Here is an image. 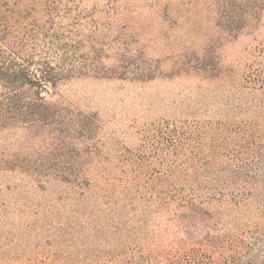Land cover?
<instances>
[{
    "label": "trees",
    "instance_id": "1",
    "mask_svg": "<svg viewBox=\"0 0 264 264\" xmlns=\"http://www.w3.org/2000/svg\"><path fill=\"white\" fill-rule=\"evenodd\" d=\"M197 4L215 13L213 43L257 30L264 12V0ZM96 16L82 0H0V142L17 137L0 146V174L13 177L0 264H264V81L244 77L118 138L44 95L87 77L160 78L131 62L136 50L95 62ZM205 61L177 77L206 89L222 69Z\"/></svg>",
    "mask_w": 264,
    "mask_h": 264
},
{
    "label": "rangeland",
    "instance_id": "2",
    "mask_svg": "<svg viewBox=\"0 0 264 264\" xmlns=\"http://www.w3.org/2000/svg\"><path fill=\"white\" fill-rule=\"evenodd\" d=\"M182 1L82 0L83 7L94 9L97 14L98 28L85 31L87 40L99 43L94 61L107 65L117 57L118 50H136L131 62L148 65L160 78L144 82L139 80L143 79L140 75L136 81L87 77L67 83L56 93L48 87L44 95L97 114L109 134L122 138V133L146 122L179 117L185 101L205 97L211 103L222 99L234 81L243 83L247 76L251 81H264V12L257 30L230 42L213 43L212 35L217 31L215 13L206 7L198 9L197 0ZM84 51L88 53L87 49ZM203 55L205 62L216 71L222 69V74L211 80L206 89L199 90L201 82L197 78L177 75L183 63L196 64ZM126 61L130 62V57ZM164 75L171 78L161 77ZM10 136L0 142L4 149L17 143V137ZM11 178L0 174V195L7 181H13ZM2 203L0 200V208Z\"/></svg>",
    "mask_w": 264,
    "mask_h": 264
}]
</instances>
